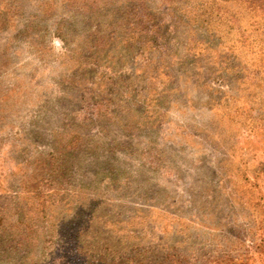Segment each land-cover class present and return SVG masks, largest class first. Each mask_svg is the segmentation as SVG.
<instances>
[{
	"label": "rangeland",
	"instance_id": "rangeland-1",
	"mask_svg": "<svg viewBox=\"0 0 264 264\" xmlns=\"http://www.w3.org/2000/svg\"><path fill=\"white\" fill-rule=\"evenodd\" d=\"M0 264H264V0H0Z\"/></svg>",
	"mask_w": 264,
	"mask_h": 264
}]
</instances>
